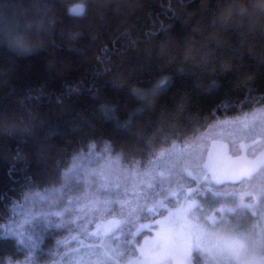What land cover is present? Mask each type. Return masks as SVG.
Masks as SVG:
<instances>
[{
	"label": "trees",
	"instance_id": "trees-1",
	"mask_svg": "<svg viewBox=\"0 0 264 264\" xmlns=\"http://www.w3.org/2000/svg\"><path fill=\"white\" fill-rule=\"evenodd\" d=\"M20 32L0 39V227L91 146L143 167L264 107V0H0V37ZM20 247L0 231V261Z\"/></svg>",
	"mask_w": 264,
	"mask_h": 264
},
{
	"label": "rangeland",
	"instance_id": "rangeland-1",
	"mask_svg": "<svg viewBox=\"0 0 264 264\" xmlns=\"http://www.w3.org/2000/svg\"><path fill=\"white\" fill-rule=\"evenodd\" d=\"M14 210L22 255L0 264H264V107L143 167L91 146Z\"/></svg>",
	"mask_w": 264,
	"mask_h": 264
},
{
	"label": "clouds",
	"instance_id": "clouds-1",
	"mask_svg": "<svg viewBox=\"0 0 264 264\" xmlns=\"http://www.w3.org/2000/svg\"><path fill=\"white\" fill-rule=\"evenodd\" d=\"M0 39H6L8 43L15 47H23L26 46L33 39V37L30 34L20 32L9 37H0Z\"/></svg>",
	"mask_w": 264,
	"mask_h": 264
},
{
	"label": "crops",
	"instance_id": "crops-1",
	"mask_svg": "<svg viewBox=\"0 0 264 264\" xmlns=\"http://www.w3.org/2000/svg\"><path fill=\"white\" fill-rule=\"evenodd\" d=\"M258 171V166L256 167V169L255 170H252L251 172V175L248 177V176H243L244 178L245 177H248V178H251L252 177V175H254V174H256V172Z\"/></svg>",
	"mask_w": 264,
	"mask_h": 264
}]
</instances>
